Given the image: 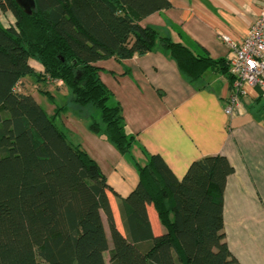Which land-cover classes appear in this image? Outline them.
I'll use <instances>...</instances> for the list:
<instances>
[{"label":"trees","instance_id":"trees-1","mask_svg":"<svg viewBox=\"0 0 264 264\" xmlns=\"http://www.w3.org/2000/svg\"><path fill=\"white\" fill-rule=\"evenodd\" d=\"M34 1L26 14L14 0H0V13L14 16L11 26L0 23V264H106L105 252L109 264H238L223 232V191L233 172L224 155L193 160L177 179L160 155L144 153L143 164L134 161L136 187L120 198L97 163L57 127L66 107L47 113L17 89L25 76L37 84L60 81L79 114L89 105L99 111L88 129L128 153L134 136L95 62L161 49L189 82L210 69L225 75L232 90L229 60L139 24L169 0ZM108 191L118 198L124 234ZM148 206L163 230L153 228Z\"/></svg>","mask_w":264,"mask_h":264},{"label":"crops","instance_id":"crops-1","mask_svg":"<svg viewBox=\"0 0 264 264\" xmlns=\"http://www.w3.org/2000/svg\"><path fill=\"white\" fill-rule=\"evenodd\" d=\"M169 2L168 8L141 18L139 24L213 59L232 56L221 36L240 44L264 4V0ZM29 64L42 70L35 60ZM95 65L134 141L128 153H120L91 132L88 123L74 122L67 130L75 132L70 140L97 163L111 189L124 198L136 187L134 161L143 164L144 153L160 155L177 179L193 160L224 155L233 166L223 191L225 242L238 264H264V92L244 84L238 105L227 115L231 90L225 75L207 69L198 82H189L161 49L122 60L101 59ZM107 195L115 226L124 234L118 198L111 191ZM148 211L153 228L163 230L151 206ZM104 258L109 264L108 252Z\"/></svg>","mask_w":264,"mask_h":264},{"label":"built area","instance_id":"built-area-1","mask_svg":"<svg viewBox=\"0 0 264 264\" xmlns=\"http://www.w3.org/2000/svg\"><path fill=\"white\" fill-rule=\"evenodd\" d=\"M221 38L232 50L228 60L234 82L224 109L230 115L239 103L238 96L244 84L258 86L264 92V4L240 44L227 36Z\"/></svg>","mask_w":264,"mask_h":264},{"label":"rangeland","instance_id":"rangeland-1","mask_svg":"<svg viewBox=\"0 0 264 264\" xmlns=\"http://www.w3.org/2000/svg\"><path fill=\"white\" fill-rule=\"evenodd\" d=\"M0 23L4 27L11 26L14 24V16L9 11L1 12ZM17 89L22 92L31 93L47 113H52L55 106H65L66 109L56 118V125L67 132V137L69 139L74 137L75 132L73 130L68 132L67 128L71 130V125L74 124V122L83 124L89 123L93 118L99 119V111L91 105L86 107L82 114H79L76 110V106L70 101V90L60 81H47L37 84L33 77L25 76L24 79H21V83H19ZM38 90H45L49 94L43 92L38 93Z\"/></svg>","mask_w":264,"mask_h":264},{"label":"water","instance_id":"water-1","mask_svg":"<svg viewBox=\"0 0 264 264\" xmlns=\"http://www.w3.org/2000/svg\"><path fill=\"white\" fill-rule=\"evenodd\" d=\"M17 6L26 14H30L35 7L34 0H14Z\"/></svg>","mask_w":264,"mask_h":264}]
</instances>
